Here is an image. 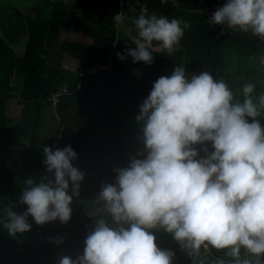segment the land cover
I'll return each mask as SVG.
<instances>
[{
    "label": "clouds",
    "instance_id": "1",
    "mask_svg": "<svg viewBox=\"0 0 264 264\" xmlns=\"http://www.w3.org/2000/svg\"><path fill=\"white\" fill-rule=\"evenodd\" d=\"M126 19L122 12L112 18L118 27ZM132 23L134 47L116 56L145 65L154 62L153 53L172 56L189 27L149 14L145 6ZM208 23L264 40V0H227ZM255 88L244 84L240 102L224 79L208 71L189 74L176 65L170 76H160L135 117L143 151L130 157L127 167L114 169V182L103 183L95 197L111 223L95 219L83 254L62 256L58 264H173L175 252L157 246L155 229L170 234L193 264H203L195 257L209 246L227 250L231 264H253L241 249L255 264H264V95L256 101ZM42 152L46 174L38 181L26 176L19 193L26 211H13L14 204L3 210L0 224L11 236L31 230L29 216L40 226L66 224L80 195L85 173L73 166L78 154L72 147L44 146Z\"/></svg>",
    "mask_w": 264,
    "mask_h": 264
},
{
    "label": "trees",
    "instance_id": "2",
    "mask_svg": "<svg viewBox=\"0 0 264 264\" xmlns=\"http://www.w3.org/2000/svg\"><path fill=\"white\" fill-rule=\"evenodd\" d=\"M40 1L42 7L31 26L16 10L14 22L3 21L0 16V219L10 204L15 205L13 211L24 212L16 203L26 176L38 181L46 174L40 155L44 146L52 147V142L41 140L39 129L42 114L51 106V97L61 82L58 69L47 61L53 46L78 63L77 77L57 96L54 105L60 128L55 148L70 145L78 154L73 166L85 176L80 195L71 205L72 215L63 243L54 242L59 237L57 221L40 226L29 216L31 230L17 234L24 242L0 240V264H58L62 256L75 259L83 254L85 238L94 229L95 219L103 217L111 223L106 211H99L95 197L103 183L114 182V169L127 167L130 157L143 151L140 125L135 117L139 114L141 99L166 68L173 71L176 65H183L189 74L208 71L214 79H220L224 47L253 57L264 53V40L251 32L208 23L216 8L227 0H76L75 15L93 29L90 42L60 40L67 23L68 0ZM123 1L136 9L145 6L149 14L187 22L189 27L178 48L175 65L165 53H153L151 65L134 64L130 56L125 61L117 58L116 53L134 47L132 41L116 35L112 20L121 12ZM24 30L28 34L23 53L18 56L13 46L22 38ZM14 35H17L15 39ZM91 69L95 71L90 72ZM10 77L19 82L21 122L29 132V146L24 150L15 147L5 128V106L12 98ZM93 212L95 216L90 215ZM153 231L158 247L175 252L173 264H193V258L180 249L170 234L163 229ZM226 251L202 247L195 260L203 264L219 261L231 264L232 258L225 255ZM243 252L241 249V255Z\"/></svg>",
    "mask_w": 264,
    "mask_h": 264
},
{
    "label": "rangeland",
    "instance_id": "3",
    "mask_svg": "<svg viewBox=\"0 0 264 264\" xmlns=\"http://www.w3.org/2000/svg\"><path fill=\"white\" fill-rule=\"evenodd\" d=\"M76 0H68L66 5V18L67 23L65 28H63L60 40L65 41H80V42H90L93 29L83 23L75 15L76 11ZM42 7L40 0H0V16L1 20L11 22L16 21V16L14 11L16 10L19 14L25 17L27 24L31 26L34 22L37 11ZM122 13L126 16L125 26L130 29V32H126L124 27H118L114 24L116 35L124 40L132 41V38L136 35L135 25L132 20L139 15L140 8L136 9L128 4L127 1L122 2ZM27 30H24L22 38L19 39L18 43L13 46L15 53L21 56L24 49L25 37H27ZM17 35H14V39ZM179 50H177L172 56V65L176 64L177 55ZM223 67L221 78L226 81L231 90L234 93L235 101L242 102L243 94L242 87L246 83H254L256 85L255 92L253 96L256 101L259 100L261 95H264V53L259 57L249 56L241 51H238L232 47L226 46L223 49ZM49 64L53 68L58 69V78L61 82L57 88V93L51 97V106H48L42 114L41 127L39 129V138L45 141L52 142V148L55 150L56 145L59 142L60 128L58 124V119L55 114V102L57 96L64 92L66 86L72 82L77 77V66L78 63L57 50L56 46H53L48 55ZM95 69H91L90 72H94ZM172 73L171 69L166 68L160 76H170ZM220 78V79H221ZM9 88H11L12 98L6 104V109L4 116L6 118L5 128L7 129L8 137L13 140L15 147L21 150L26 149L29 146V132L23 128L21 122V104L17 97L19 82L13 77L9 78ZM151 89L145 94L141 99L143 103L144 99L147 98ZM264 112V110H262ZM262 126H264V119L260 120ZM209 150H211V145H208ZM41 158H45L43 153L40 155ZM16 206L20 208L21 211H26L27 206L20 204L19 201ZM57 226L59 230V237L63 240L67 238V223H61L57 220ZM0 240L9 243H20L24 242V238L20 236H11L7 230L3 227L0 228ZM242 257H247L253 264H255V258L248 256L246 250H244ZM220 264V261L217 263Z\"/></svg>",
    "mask_w": 264,
    "mask_h": 264
}]
</instances>
